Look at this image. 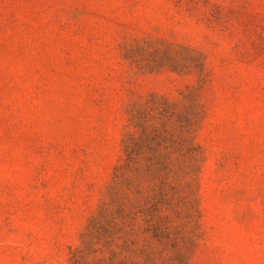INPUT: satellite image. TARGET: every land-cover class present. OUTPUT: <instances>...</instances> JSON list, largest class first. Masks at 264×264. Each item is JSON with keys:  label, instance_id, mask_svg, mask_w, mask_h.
I'll list each match as a JSON object with an SVG mask.
<instances>
[{"label": "rangeland", "instance_id": "rangeland-1", "mask_svg": "<svg viewBox=\"0 0 264 264\" xmlns=\"http://www.w3.org/2000/svg\"><path fill=\"white\" fill-rule=\"evenodd\" d=\"M162 108L175 212L96 238ZM86 243L81 264H264V0H0V264Z\"/></svg>", "mask_w": 264, "mask_h": 264}, {"label": "trees", "instance_id": "trees-1", "mask_svg": "<svg viewBox=\"0 0 264 264\" xmlns=\"http://www.w3.org/2000/svg\"><path fill=\"white\" fill-rule=\"evenodd\" d=\"M138 115L141 114L138 113ZM172 116L173 113L165 108L158 109L156 117L161 119L159 126L149 129L145 126L142 118L138 117L139 120L135 121V125L139 127L140 132L137 135L126 133L124 156L121 163L115 167L113 177V182L119 187V192L113 191L108 198V207L92 218L94 223L97 217L105 219V225H101L100 229L96 231V238L101 234L110 240L116 233L122 232L121 236L124 237L130 231L131 233L134 231L150 233L156 238L162 235L160 224L175 212V181L179 176L180 169L175 168L167 158L157 156L155 147L167 141L165 120ZM182 128H184L183 133L188 131L187 125ZM179 138L180 141L185 140L182 136ZM144 148L149 150L151 155L139 158L138 154ZM193 159L192 157L191 161ZM112 189L114 190L113 187ZM165 209L169 213L162 215L161 211ZM138 218L145 224L144 226L137 225ZM108 242L106 241V243ZM96 250L97 248L91 243H86L83 248L76 250L72 255L70 264H81L79 254Z\"/></svg>", "mask_w": 264, "mask_h": 264}]
</instances>
